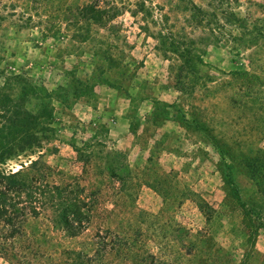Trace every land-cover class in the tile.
Wrapping results in <instances>:
<instances>
[{
	"label": "rangeland",
	"instance_id": "1",
	"mask_svg": "<svg viewBox=\"0 0 264 264\" xmlns=\"http://www.w3.org/2000/svg\"><path fill=\"white\" fill-rule=\"evenodd\" d=\"M11 102L39 134L4 167L86 226L0 219V264H264V0H0Z\"/></svg>",
	"mask_w": 264,
	"mask_h": 264
},
{
	"label": "trees",
	"instance_id": "2",
	"mask_svg": "<svg viewBox=\"0 0 264 264\" xmlns=\"http://www.w3.org/2000/svg\"><path fill=\"white\" fill-rule=\"evenodd\" d=\"M6 99L9 100L8 97ZM38 118V115L23 110L18 102H11L8 107H2L0 110V133L1 126L8 125L14 128L13 135L16 136V139H0V219L8 225L15 226L14 221L20 215L30 213L38 216L45 208H51L54 212L49 218L59 228H64L72 235V228L78 233L86 226V221L80 217L83 212L79 209L80 205L85 203L84 196H81L82 188H72L71 183L65 185L49 183L44 179H38L34 174H28L26 170L29 167H36L38 161H32L27 166L23 164L17 170H8L4 167L17 152H23L32 146L25 140L29 137L36 140L38 137L39 130L34 127L38 125L35 123ZM10 133L12 131L8 132Z\"/></svg>",
	"mask_w": 264,
	"mask_h": 264
}]
</instances>
